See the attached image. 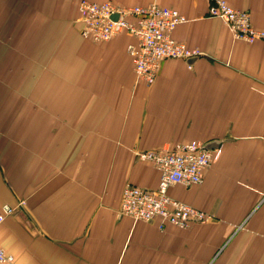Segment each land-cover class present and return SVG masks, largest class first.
Segmentation results:
<instances>
[{"label": "crops", "instance_id": "1", "mask_svg": "<svg viewBox=\"0 0 264 264\" xmlns=\"http://www.w3.org/2000/svg\"><path fill=\"white\" fill-rule=\"evenodd\" d=\"M176 8L197 47L151 84L136 39L81 35L78 0H0V264H264V38L235 40L209 0H95ZM264 31V0H226ZM201 140L220 149L200 184L168 194L211 215L180 228L118 213L122 188L155 189L142 150Z\"/></svg>", "mask_w": 264, "mask_h": 264}, {"label": "built area", "instance_id": "2", "mask_svg": "<svg viewBox=\"0 0 264 264\" xmlns=\"http://www.w3.org/2000/svg\"><path fill=\"white\" fill-rule=\"evenodd\" d=\"M77 13L82 21L81 35L93 41H108L126 31L135 39L126 47L133 71L138 79L148 85L157 77L165 59L178 58L188 61L201 55L197 47H189L172 36L173 29L187 20L176 8L159 5H120L111 1L78 0ZM208 14L220 17L235 40L252 43L264 38V31L251 22L250 12L231 6L226 0H209ZM201 140L167 143L161 148L142 150L137 157L151 161L159 172L155 189L142 188L126 183L121 192L118 213L133 221H158L180 228L193 222L208 221L211 215L171 197V185L191 186L200 184L203 172L218 157L217 146L207 147ZM10 205L0 207V223L13 212ZM0 245V262H11Z\"/></svg>", "mask_w": 264, "mask_h": 264}, {"label": "water", "instance_id": "3", "mask_svg": "<svg viewBox=\"0 0 264 264\" xmlns=\"http://www.w3.org/2000/svg\"><path fill=\"white\" fill-rule=\"evenodd\" d=\"M193 59H195V58H191V59H189L188 62H191ZM206 146L209 147V148H210V147H214L211 143H208Z\"/></svg>", "mask_w": 264, "mask_h": 264}, {"label": "rangeland", "instance_id": "4", "mask_svg": "<svg viewBox=\"0 0 264 264\" xmlns=\"http://www.w3.org/2000/svg\"><path fill=\"white\" fill-rule=\"evenodd\" d=\"M261 39H263V38H261ZM258 40H259V39H258ZM219 154H220V153H219ZM218 156H219V155H218ZM217 158H218V157H217ZM215 161H216V160H215ZM215 161H214V162H215ZM211 165H212V164H211ZM211 165H210V166H211ZM204 171H205V170H204ZM202 181H203V180H202ZM191 206H192V205H191ZM193 207H194V206H193ZM195 208H196V207H195ZM197 209H198V208H197ZM200 210H201V209H200Z\"/></svg>", "mask_w": 264, "mask_h": 264}]
</instances>
